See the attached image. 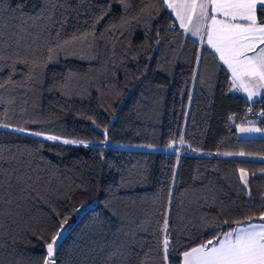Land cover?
I'll return each mask as SVG.
<instances>
[{"label": "trees", "instance_id": "trees-1", "mask_svg": "<svg viewBox=\"0 0 264 264\" xmlns=\"http://www.w3.org/2000/svg\"><path fill=\"white\" fill-rule=\"evenodd\" d=\"M69 5L74 10L55 12L57 21L67 17L62 30L59 23L45 30L47 20L36 26L30 21L23 39H9L16 32L11 25L35 16L42 4L0 0V17L10 24L3 29L5 56L45 62L58 30L60 40L94 33L91 46L76 41L54 51L35 79H28L30 65L16 63L14 73L13 61L0 65V80L11 75L15 82L0 88V122L10 125L0 128L8 161L3 168L33 178L31 195L19 199V206L0 204V264H41L65 219L56 264H122L120 253L128 256L127 264H163L166 212L174 248L170 264H181L183 251L237 227L224 220L260 222L264 137L245 138L235 130L264 129V92L252 101L234 93L217 57L178 29L160 0ZM102 12L107 14L92 28ZM257 16L264 22L259 9ZM16 127L28 132L11 130ZM105 129L108 142L125 147H103ZM36 131L61 140L28 134ZM63 139L83 140L88 147ZM241 151L246 155L217 154Z\"/></svg>", "mask_w": 264, "mask_h": 264}, {"label": "snow or ice", "instance_id": "snow-or-ice-1", "mask_svg": "<svg viewBox=\"0 0 264 264\" xmlns=\"http://www.w3.org/2000/svg\"><path fill=\"white\" fill-rule=\"evenodd\" d=\"M82 3L83 0H78V6ZM160 3L166 4L167 8L175 13L176 19L180 22V27L185 32H191L193 36H199L202 43H207L218 54L219 60L227 66L231 73L232 89L246 93L249 101L253 100V97L260 96L261 90L264 89V47L261 46L264 45V23L258 20L257 12L259 9L260 15L264 16V0H160ZM41 4L40 10L35 16L20 17L18 27L11 25V27H16V32L11 33L9 39L12 36H18L19 39H23V34L26 31L25 25L29 24L30 21L33 22V26H36V21L47 20L49 23L44 25L45 30H50L51 27L59 23L62 30L64 24L67 23V17L64 16L61 21L55 20L54 16L57 8L65 9V11L74 10L69 5V0H41ZM106 14V12H102L94 20L92 28ZM193 17H195V22ZM14 19L16 18L14 17ZM8 27H10V24L4 23L2 17H0V65L5 60L13 61L9 65L13 69V73L16 63L25 64L26 66L30 65L28 76L30 80L35 79L33 74L38 69L46 67V63L52 59L54 51L57 53L64 52L68 46L76 41L87 43L91 46L88 37L90 34L94 36V33L86 31L73 33L71 37L60 40V30H58L56 32L57 43L54 47L50 46L48 48L49 55L45 62H41L36 58L32 60L27 57L21 59L16 53L5 56L3 29ZM111 27H115V25H111ZM19 39L17 40V48L19 47ZM80 58L83 59L85 57L81 56ZM197 59L199 61V58ZM9 83H15L11 75L6 81L0 80V88H4ZM65 86H67V81ZM248 110L251 111L252 109L249 108ZM260 115L264 116V112H261ZM93 123L95 122L93 121ZM0 128L8 129L10 125L0 122ZM11 130L18 133L28 132L23 127H16ZM239 132L260 133L264 132V129L240 126ZM28 134L43 137L48 141L61 140V137L45 135L38 131ZM107 139V129H105L102 143L106 144ZM62 143L88 147V143L83 140L63 139ZM178 143L179 145L185 144L182 136ZM173 147L174 143L168 144V148L171 149ZM193 151L195 150L193 149ZM217 154L241 157L246 155L242 151ZM5 162L8 161L5 160L3 150L0 149V204H16L19 206V199L26 198L25 194L31 195L33 186L29 182L33 178L26 172L20 174L19 169L12 168L5 171L3 168ZM239 179L244 187L247 188L248 179L244 169L240 170ZM248 194L251 195L250 193ZM169 196L170 205L171 193ZM205 200L207 202V198ZM214 202L215 198H213ZM2 215H4V211L0 209V216ZM258 219L260 222H251L252 217L237 221L224 220V224L235 223L237 227L214 235L212 239L207 240L205 243L183 251L181 253V264H264V213ZM64 224H67V219L60 224L59 230L52 235L50 242L46 244V255L41 264H56L55 256L59 248L58 241L63 238ZM160 232L163 237L160 243L161 258L163 264H170V249L174 251V248L170 240L171 232L169 230L167 212L163 216ZM116 255V252L111 253L109 260ZM120 255L123 257L122 264H127L128 256L124 253H120ZM145 256H147V253H145ZM141 264H146V261H141Z\"/></svg>", "mask_w": 264, "mask_h": 264}, {"label": "crops", "instance_id": "crops-1", "mask_svg": "<svg viewBox=\"0 0 264 264\" xmlns=\"http://www.w3.org/2000/svg\"><path fill=\"white\" fill-rule=\"evenodd\" d=\"M166 5V4H165ZM169 11L171 12V14H172V16H173V20H174V25L178 28V29H180L187 37H189V38H191V39H193V40H195V41H197V42H199L201 45H203V46H207L212 52H213V54L217 57V59H218V61L221 63V65L224 67V69L226 70V72H227V74H228V78H229V81H230V85H231V73H230V71L227 69V66L226 65H224L220 60H219V57H218V54L217 53H215L214 52V50L213 49H211L208 45H207V43H202L201 42V40H200V37L199 36H193L192 34H191V32H185L184 31V29H182L181 27H180V22H179V20H177L176 19V15H175V13L171 10V9H169ZM193 21L195 22V17H193ZM262 23H264V22H262ZM262 47H264V45H261ZM251 54V53H250ZM232 89V88H231ZM232 91L234 92V93H236V94H238V95H241V96H243V97H245L246 99H247V95H246V93H244V92H242V91H236V90H234V89H232ZM262 92H264V89H262L261 90V93ZM261 95V94H260ZM259 96H256V97H253V100L254 99H256V98H258ZM248 100V99H247ZM252 101V100H251ZM242 126H248V127H250V126H253V127H257V128H260V127H258V126H255V125H242ZM262 129V128H261ZM261 133V132H260ZM260 133H240L239 135L240 136H242V137H245V138H251V137H264V136H261L262 134H260ZM254 135H257V136H254Z\"/></svg>", "mask_w": 264, "mask_h": 264}, {"label": "rangeland", "instance_id": "rangeland-1", "mask_svg": "<svg viewBox=\"0 0 264 264\" xmlns=\"http://www.w3.org/2000/svg\"><path fill=\"white\" fill-rule=\"evenodd\" d=\"M72 48V47H71ZM70 48V49H71ZM72 51H74V48H72L71 49V51L69 52V53H73ZM239 127L240 126H238L237 128H236V130H235V132H236V134L239 136V134L241 133V132H239ZM244 127V126H243ZM245 127H248V126H245ZM250 127H253V126H250ZM260 134H262L261 136H264V132H261ZM254 136H257V135H254ZM109 146H112V147H125V145H123V144H121V143H114V142H108L107 141V143L105 144H103V147H109ZM241 226H243V225H241Z\"/></svg>", "mask_w": 264, "mask_h": 264}, {"label": "water", "instance_id": "water-1", "mask_svg": "<svg viewBox=\"0 0 264 264\" xmlns=\"http://www.w3.org/2000/svg\"><path fill=\"white\" fill-rule=\"evenodd\" d=\"M64 234H65V229H64V231H63V233H62V237H63V238H64ZM63 238H62L61 240H59L58 243H61L62 240H63ZM45 251H46V246H45Z\"/></svg>", "mask_w": 264, "mask_h": 264}]
</instances>
